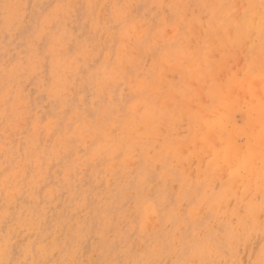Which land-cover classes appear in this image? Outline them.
Here are the masks:
<instances>
[{"label": "rangeland", "instance_id": "374dc122", "mask_svg": "<svg viewBox=\"0 0 264 264\" xmlns=\"http://www.w3.org/2000/svg\"><path fill=\"white\" fill-rule=\"evenodd\" d=\"M125 1H0V249L4 250L1 264H99L100 251L91 247L102 241L114 243L116 260L112 264H131L129 257L138 254L139 249L159 254L152 257V262L158 264H171L175 255L187 264H201L190 257L186 242L206 226L218 235H222L223 224L232 228L233 217H225L221 212L217 213L218 218L206 209L195 214L194 208L200 206L178 192L175 173L181 172L179 164L166 156L164 163L150 161L153 152L161 151L154 146L155 141L139 142L149 163L137 147L130 157L105 151L107 141L103 133H119L121 122L115 121L128 120L127 106L138 104L142 96L151 99L135 85L146 78L151 62L165 43L161 40L153 45L156 33L161 31L163 39L177 26L179 37L177 41L171 40L177 45L170 51L174 52L185 36V25L195 24L191 18L198 14L197 6L208 4L209 10L214 7L208 0H175L182 2L180 7L185 10H177L170 0ZM241 1L238 6L243 9L233 7V14L240 10L239 16L234 15L240 19L246 8V0L242 1L244 6ZM181 10L186 14L184 20H180ZM125 27L132 28L129 35ZM137 28L142 33L135 39L133 33ZM193 39L196 38L188 44L190 57L197 53L194 44L198 40L194 43ZM228 40L234 42L233 37ZM254 40H245L247 43L238 44L239 48L229 45L232 50L242 48L240 53L233 51L232 60L230 49L226 50L228 45L216 44L212 49H217L212 53L215 61L224 57L217 55L224 48L223 54H228L219 78L230 67L231 73H236L235 66H244L250 57L245 49L242 52L246 44H250L246 48L251 46L246 51L257 49L255 52L261 54ZM122 44L131 48L137 45L139 49L131 52L127 48L129 56L120 64L115 55ZM236 58L239 59L234 62ZM170 77L172 87L184 83L177 73ZM189 82L187 94L195 96L193 81ZM192 84L197 86L196 82ZM160 112L166 115L161 122L165 125L171 112L168 108ZM184 124L182 120L179 132L186 130ZM110 127L113 129L109 130ZM161 129L164 134L165 127ZM182 132L179 137L186 136V131ZM98 146L103 151H98ZM190 167V174L195 176L193 170L197 165ZM139 191L144 193L143 199L139 198ZM232 204L233 200L229 205ZM243 206L238 208L241 215H245ZM148 207L153 212L151 216L146 213ZM167 230L176 232L178 245L165 241L163 234ZM162 245L163 251H159ZM169 251L173 253L171 257L165 255ZM227 251L213 250L204 264H264V225L246 245L236 246L231 254Z\"/></svg>", "mask_w": 264, "mask_h": 264}, {"label": "bare ground", "instance_id": "6f19581e", "mask_svg": "<svg viewBox=\"0 0 264 264\" xmlns=\"http://www.w3.org/2000/svg\"><path fill=\"white\" fill-rule=\"evenodd\" d=\"M170 1V4L174 5L177 10H185V8L180 7L182 6V2L178 3L177 1L176 3L175 0ZM240 1L241 0H208V2L214 5L210 10L208 4L201 7L197 6L196 12H198V14L194 16V18H191L195 24L191 25L189 23L185 25V36H183L181 40V45L183 44V46L181 47V45H179L180 47L178 46L179 48H176L177 50L174 52L170 51L177 47V45L171 40L177 41L179 37L177 26L176 30H170L169 34L167 33L169 36L167 34L164 36V31H162L164 36H162L163 39H161V31L158 33L154 31L156 35L153 40V45H156L155 41L158 42L163 40L165 43L161 45L160 53L156 56V59L154 58L155 61L151 62L149 68L150 72H148L146 78L142 80L139 79L140 82L138 81L135 85L138 91L141 90L146 92L148 98H151V101L142 98L145 96H139L141 100H138V104L127 106L128 120L115 121L117 123L121 122L119 125V133L115 135L112 131V136L110 132L103 133V137L106 139L105 141H107L104 146L106 152H112V154L121 153L122 155L128 156L134 149L136 150L134 147H137L140 151V155L147 163L149 162L144 157L143 146L139 144V142L141 140H147L148 143L155 141L154 146L160 147L161 151L153 152V154L151 153L152 157H150V161H153V163H164L166 156L169 161L172 159L173 162L179 164L181 172L175 173L178 182V192L184 197L187 195L185 198L200 206L194 208L196 215L206 209L212 211L216 218H218L217 213L220 214V212L224 214L225 217H233L234 223H232V221V224L230 223L232 228L228 224H223L221 226L222 235L214 233L206 226L203 232H195V235L186 242L185 248L190 257H193L196 262L201 264L205 263L213 250L222 251L223 249L226 251L227 249L228 254H231L236 246L246 245L254 236L255 231L264 225V0H246V4L244 3L246 8L244 13H242L241 19L240 17H236L239 16L237 13H240V10L237 11V15L233 14V7L237 6V9H243V7L240 8L238 6ZM131 4L133 5V3ZM99 9L102 10V8ZM183 14L186 15L184 11L181 10L179 16L182 18ZM184 17L180 20H184ZM5 20L8 21V19ZM138 25L143 26V24ZM125 28H127L126 35H129L132 28ZM161 29L163 28L161 27ZM140 30L137 28L134 30V33L132 32L133 35H135V39H138L136 37H141L140 34L142 31ZM228 31L232 32L233 36L230 35L231 33ZM93 32L95 33V29ZM186 34H188L187 37ZM228 34L230 38L233 37L232 41L234 42L228 40ZM193 37L198 40L197 44V42L195 43L196 39H193L195 43L194 48L197 47L195 51L197 53H192L190 57V52H187L189 50L188 44ZM250 37H253L257 41L258 45H256V47L261 50V54L256 53L258 52L257 49H255L256 52L252 49L256 54H253L251 50L246 51L251 47L246 48L249 43L246 44L242 52H244L245 49V54L250 57L248 60L246 59L245 63L243 62L244 66L240 68L241 66L239 65L240 67L238 66L239 68H236V64L233 63L235 64L234 69H238L237 71L235 70L236 73L234 71V73H231L230 67V70L227 71V73L224 72V74L222 72L223 76L219 78V72L222 71L223 65H226L228 62V54H231L229 55V59H231V57L233 59V54H235L233 51L235 49L239 50L237 49L239 48L238 44H241L245 40L247 42L249 40L250 43L253 42H251L253 38ZM98 38L100 39V35ZM246 41L245 43H247ZM216 44H220L221 46L227 44L228 48L226 50H228V52L230 49L229 45H233V47L237 45V48H233V50L230 49L231 53H228L226 57V54H223L225 48L223 52L220 51V49L225 46H220V49L218 47L219 51L222 52V55H220L218 51V57L224 56L225 58H216L217 61H215L213 54L217 49H215L214 52H212V49L216 47ZM241 45L243 46V43ZM127 48L131 47L122 44L118 50H116L118 55L115 56H118V62L120 64L126 62V58L129 56V52L126 51ZM138 49L139 47L134 45L130 50L134 52V50ZM241 50L242 48H240L239 53ZM241 55L243 56V54H240V57ZM238 59L236 58L234 62ZM170 61H172V63L169 65ZM230 62L229 60V63ZM176 73L183 79L182 81H184V83H182L184 85L181 83L182 86H179V82V84L177 83L178 87L173 86L175 87L173 88L170 82L173 80L174 76L172 80H170V76ZM187 81L197 83V86L191 83L195 96L193 95L194 93L192 94L193 96L187 94V86H190V82L188 85ZM8 93L7 95H9ZM166 108L171 112L169 117L170 121L162 125L161 122L166 115H161L160 111ZM182 120L185 121L187 126V128H184L186 130H182L183 128L181 129L183 132L186 131V136L179 137L182 131L180 130L181 132H179L177 129L184 123L180 125ZM20 125H22V123ZM162 126L165 127L167 132L171 133L168 134L165 131V133L162 134V132H164L163 129H161ZM113 127H110L109 130H112ZM172 130L176 133L178 131L180 134H174ZM158 137L159 139H157ZM99 147L100 146H98V148ZM18 148L19 147H17V150ZM104 148L100 147L98 151H103ZM148 151L150 152L151 150ZM132 155L133 153L131 156ZM92 157H94V155H92ZM191 159H194L195 162L192 163L193 161ZM127 161L129 164V158ZM187 163H189L190 166L191 164L197 165L195 168L196 170H193V172L196 171L195 176L190 174L189 171L191 169H189L190 166L187 167ZM114 164L115 163L111 164L113 168ZM19 174L21 175V173ZM148 177L149 176H147V178ZM144 178L146 177H143V179ZM63 179H65V177ZM215 184L219 186L217 189L214 187ZM140 189H142V187ZM138 193L139 198L143 199L144 193L141 191ZM229 200H233L234 204L229 205V203L231 204ZM256 201H259V203H256ZM240 204L244 205L241 208L242 211L245 212V215L238 213ZM199 209L200 211L198 212L197 210ZM146 213L149 216L153 214L150 207L146 209ZM191 214L194 215L193 212ZM260 215L263 217L260 218ZM222 218L224 217L222 216ZM198 222L202 223L203 221L199 220ZM223 227L225 228L223 229ZM172 231L173 230H167L163 234V238L165 241L167 240L178 245L179 241L176 232ZM54 240L55 238H53V241ZM91 249H98L100 251V254H98L99 264H112V261L116 260V254L113 250L115 249L114 243L107 244L102 241L97 247H91ZM244 249L243 251L245 252ZM158 250L163 251V245L159 247ZM138 252L139 253L135 256L129 257H132L130 259L131 264H158L155 261L152 262V257L159 254L153 251H146L145 249H139ZM172 254L173 253L169 251L165 255L171 257ZM70 255L71 254L68 255L69 260ZM3 257L4 250L0 249L1 262L3 261ZM71 260H73V258ZM124 260L125 259H123L122 262ZM234 263L235 262L231 264ZM114 264L116 263L114 262ZM171 264L187 263L175 255Z\"/></svg>", "mask_w": 264, "mask_h": 264}]
</instances>
